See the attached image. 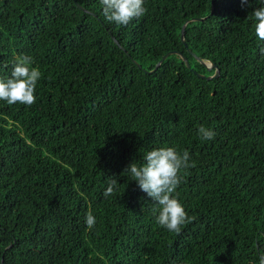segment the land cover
<instances>
[{
	"label": "trees",
	"instance_id": "obj_1",
	"mask_svg": "<svg viewBox=\"0 0 264 264\" xmlns=\"http://www.w3.org/2000/svg\"><path fill=\"white\" fill-rule=\"evenodd\" d=\"M214 2L144 0L122 26L101 0H0V78L25 55L41 72L34 104L0 101V264H259L264 41L251 13L264 0ZM188 49L220 75L198 77L215 69ZM174 50L191 67L171 54L146 72ZM160 147L195 164L174 193L189 217L179 235L122 174Z\"/></svg>",
	"mask_w": 264,
	"mask_h": 264
},
{
	"label": "clouds",
	"instance_id": "obj_2",
	"mask_svg": "<svg viewBox=\"0 0 264 264\" xmlns=\"http://www.w3.org/2000/svg\"><path fill=\"white\" fill-rule=\"evenodd\" d=\"M101 3L105 18L117 25L127 26L146 12L144 0H101ZM247 3L248 0H242V6ZM251 15L256 21L255 33L264 41V7H257ZM261 52L264 53V49ZM33 63L30 56L16 58L11 76L0 78V101H6L9 105L19 103L28 106L36 102L35 92L41 72L38 67L32 66ZM198 135L202 140L210 141L214 139L215 132L200 126ZM189 161L190 154L186 150L181 153L173 147L154 148L143 155V163L134 161L122 173L130 174L140 190L158 205L157 223L177 235L189 217L174 193L183 180L181 171L195 166L194 162L190 165ZM117 184L116 179H110L104 195H112ZM85 222L91 230L96 224V217L89 212ZM259 264H264V253L259 257Z\"/></svg>",
	"mask_w": 264,
	"mask_h": 264
},
{
	"label": "water",
	"instance_id": "obj_3",
	"mask_svg": "<svg viewBox=\"0 0 264 264\" xmlns=\"http://www.w3.org/2000/svg\"><path fill=\"white\" fill-rule=\"evenodd\" d=\"M212 3H213V6H212V12H214L215 10V2L214 0H212ZM76 4L78 5V7L80 9H83L84 11H89L88 9H86L85 7H83L81 4H79L78 2H76ZM93 13V12H91ZM94 14V13H93ZM208 17V16H207ZM206 17H196V18H193L192 20H204ZM186 24L187 22L184 24L183 26V29H182V34H181V38H182V41L187 45V42H186V36H185V27H186ZM111 36L113 37V39L116 41V43L119 44V41L113 36V34L111 33ZM190 53H193V51L191 49H188ZM171 54H177L179 55L181 58H183V60L185 61L186 65L188 67H191V64L189 62V59L187 58V56L183 53V52H180V51H169L168 53H166L162 59L156 64L155 68L153 70H146L147 73H152L156 70H158L160 68V66L162 65L163 61ZM193 55L197 58V60H199L203 65H205L207 67L208 70H212V69H215V73L212 74V75H206L204 73H200L198 72L197 70H194V73L198 76V77H201V78H206V79H212V78H216L220 75V68L218 67V65L213 62V61H209V60H205V59H202L200 56L196 55L195 53H193ZM136 61V60H135ZM137 62V61H136ZM140 65V64H139Z\"/></svg>",
	"mask_w": 264,
	"mask_h": 264
}]
</instances>
